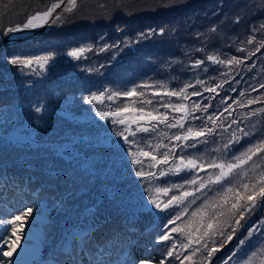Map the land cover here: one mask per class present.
<instances>
[{
  "label": "rangeland",
  "instance_id": "1",
  "mask_svg": "<svg viewBox=\"0 0 264 264\" xmlns=\"http://www.w3.org/2000/svg\"><path fill=\"white\" fill-rule=\"evenodd\" d=\"M87 1L89 0H76L82 8ZM238 1L195 2L186 12L174 17L176 20L168 23L167 30L158 28L155 25L157 19H151L141 26L139 24L135 27L137 29L130 32L127 31L129 26L119 32L125 21L120 24L119 15L116 16L115 12L109 14L100 4L90 3L92 8L86 6L89 13L78 11L71 15L68 10L70 5L66 2L63 10H60L49 24L46 23L48 26L42 31L49 27H60L64 23H73L76 19H87L86 14L94 15L101 11L103 14L88 18L95 23L108 22L110 34H97L95 31L93 39L87 36V39L83 40L86 35L76 36L64 44L52 39L50 43L38 48L0 51V82H9L14 94L13 99L8 98L7 102L0 105V146L16 144L27 148L24 153L16 156V159L13 155L10 159L14 160L13 164L20 166L24 165L23 162L27 163L30 172L39 175L34 178L29 174L31 177H25L20 188L15 187L14 191L7 192L6 196L0 193V219H11L13 215L19 214L20 210L33 208V216L25 221L20 244L11 257L3 255L9 250L4 241L8 236L14 241L15 236L11 234V226L7 230L0 226V264L7 261L12 264H81L79 259L88 256V251L93 250L97 242L93 240L82 253L76 247L74 238L90 228L86 225L73 230L70 226L77 224L75 220H80V213L74 214L76 204L81 203L83 199H91L93 202L92 194L98 197L97 201H106L103 202L104 205L110 204L113 210L122 211L121 218L126 225L128 244L122 241L113 256V259L121 260L122 264H139L141 260L147 261L148 264H161V261L164 264H181V261L183 264H225V261H228V264H248L253 253L257 254L253 264H264V207L260 206L264 205V200L259 196L256 210L250 216L245 214V220L241 221L242 227L222 248L220 244L224 237L220 236L213 237L215 245L211 239L205 237L200 244L193 243L187 249L180 246L188 243V232H191L195 239L204 231L201 224L207 222V216L202 219L199 213L196 216L192 213L201 208L206 200L219 203L216 197L223 191L220 185L196 190L201 180L207 182L210 175L214 178L219 172V169L208 168L207 163L211 160L218 163L229 160L250 144L264 140V112L260 111L264 109V88L260 87L264 84V51L261 47L264 42V29L260 27L264 24V0H243V4L246 1L255 4L251 7L249 3L248 9H244L243 17L238 15L243 11ZM57 2L59 0H0V4L4 6L0 8V39L3 38L5 29L22 25L29 16L46 11ZM127 2L122 4L124 9L133 10L139 6H125ZM151 2L159 4L160 0ZM207 7H210L209 12H206ZM215 8L217 14L213 10ZM201 9L204 11L203 19L197 21L191 30L187 29L186 27H190L187 23L192 22ZM157 10L147 8V13L155 15ZM81 13L85 15H80ZM228 13L233 18L231 24L223 22ZM44 25L45 23L41 26ZM182 26L186 30H182ZM22 33H7L6 40L25 35ZM157 37L165 39L155 43L149 42L150 38ZM253 37V42L248 43ZM146 42L147 45L160 44L161 47L148 50L144 47ZM78 49L83 51L79 52L77 57L68 54ZM209 55L224 61L235 56L242 63L221 64L209 61ZM42 56H51V59L44 62L43 67L35 62L36 58ZM15 57L31 59L34 62L30 66L13 65L10 61ZM110 61L112 64H109ZM196 61L203 63L197 66ZM23 74L35 76L23 78ZM34 85H37L41 93L39 96H34ZM59 85H67V88H57ZM188 85L192 87H186ZM76 87L78 88L75 89ZM182 88H186L187 99L164 95L165 92L179 91ZM205 88H215L216 91L208 92ZM132 89H136L139 95H119L113 96L112 100L108 99L113 93ZM193 91H198L201 95L193 96ZM156 92L160 95H156ZM93 95L100 99L92 100ZM149 100L152 101L151 104L147 103ZM249 100L256 102L249 104ZM165 103L173 106L185 105L188 111L199 117L193 119L189 116L186 121V127L191 126L194 130L203 127L208 116L218 117L215 126L207 123L208 128L214 127L213 133L195 141L177 142L170 137L183 132L182 129H169L165 124H157L153 131L150 123L141 122L139 126L132 124L129 130L125 131V125L112 123L113 119L118 118L110 115L109 119L105 120L97 114L112 113L117 108L127 106L143 107L145 111L155 110L157 113L167 112L169 121L173 117L180 118L184 115L173 108H163ZM195 104H199L201 108L204 105L210 106L207 111H202L194 109ZM37 107H40V112L35 110ZM225 108L228 109L227 112L224 111ZM138 127H148L149 132L138 131ZM117 131L123 132L129 137V141L134 143H125L122 136L116 135ZM131 131H136L134 137L129 134ZM243 132H249L251 135L244 136ZM164 133H167V136ZM233 135L240 137V142L226 152L223 146ZM184 144L196 146L183 147ZM157 145L161 147L157 148ZM174 145L181 146L173 148ZM138 148L152 152L157 159H160L165 151L172 150V155L169 156L167 165L157 164L150 157H138L142 163L133 165V157L128 153H135ZM22 156L25 157L19 159ZM179 156L196 158L197 164L203 163L205 168L176 172L172 169L179 165V159H175ZM62 162L73 165L74 169L61 172L63 174L58 176L48 174L55 172ZM253 163L264 167V152L253 156L244 166L251 176L256 175L252 171ZM140 170L146 174L144 178L135 175ZM161 171L166 175L161 176ZM147 173L154 175L148 176ZM82 175L86 179L79 180L77 176ZM194 177L197 179L196 185L185 182ZM229 180H232L233 184L236 183L232 177H229ZM110 181L112 184H109ZM38 183L44 187L38 189ZM28 185L31 188L24 194L25 186ZM157 188H168L169 191L167 194L157 193ZM185 191L194 195L163 211L157 209L148 199L150 195L153 196L161 202L163 208V204L173 195L180 196ZM241 191L244 192L243 189ZM72 192L75 194L70 198ZM193 199L195 203H191ZM232 202L234 200H230L227 207H230ZM243 203L244 201H241V204ZM185 207L188 211L181 219L165 228L167 221L182 212ZM142 210L150 213L152 224L156 222L152 229H147L152 225L148 221L141 225ZM225 211L227 212V208ZM208 212H211V209H208ZM235 218H239L238 215ZM225 219L226 216L220 218L221 226L227 235L236 226L234 219L224 223ZM87 220L86 216L81 222ZM172 227H177L178 231L171 233V239L160 241L159 237L169 232ZM181 228L184 229L183 232L179 231ZM197 228H200L199 233ZM254 228L256 231H249ZM135 237H139L138 242H135ZM140 239L149 240L153 246L152 252H145L144 256H147L144 259L135 258L130 252L133 247H143ZM240 240L245 243L239 244ZM205 243L209 247L220 248L210 259L206 258L207 252L202 247ZM173 244L176 245L174 255L168 257L167 252L172 250ZM196 248L200 251L193 255ZM156 256L158 261L154 260ZM185 256H190L191 259L184 260ZM229 256H232L231 260H228Z\"/></svg>",
  "mask_w": 264,
  "mask_h": 264
},
{
  "label": "snow or ice",
  "instance_id": "2",
  "mask_svg": "<svg viewBox=\"0 0 264 264\" xmlns=\"http://www.w3.org/2000/svg\"><path fill=\"white\" fill-rule=\"evenodd\" d=\"M64 0H59L57 3H53L50 7L47 8L46 11L43 12H36L35 14L29 16L25 23L21 25H17L16 27L8 28L7 32L13 33V32H19L25 29H32L36 27H40L43 23H47L49 17L52 16L55 9L59 8L61 6V3H63ZM67 4L70 5L69 11L72 10V7L75 6L76 0H66ZM239 19V18H237ZM261 29H264V24H262ZM253 38H250L248 40V43L253 42ZM261 47H264V42L261 43ZM240 51H243L242 49H239ZM83 51L82 49L74 50L72 52H69L68 54L73 57H77L79 52ZM259 51V48L257 49ZM254 54V53H253ZM51 59V56H42L36 58L37 63L40 64L41 67L44 66V62ZM209 61L218 62L221 64L227 63L232 64L235 62L236 64L242 63L241 60L237 59L235 56H233L230 60L224 61V60H218L216 57L209 55L207 57ZM34 61L31 59H21L19 57H15L11 59L10 63L13 65H20V66H30ZM203 61H196L197 66L202 64ZM197 83H202L201 81H197ZM186 87H192L191 85H188ZM222 87V85H221ZM261 88H264V84L260 86ZM205 91L208 92H215V88H205ZM156 95H160L159 92L155 93ZM123 95L125 97H134L136 95H139L137 93L136 89H132L131 91H126L123 93H113L112 95L108 96L109 100L113 99V96H119ZM164 95L167 96H176L181 97L182 99H187V93L186 88H182L179 91H168L165 92ZM193 96H199L201 95L198 91H193L191 93ZM243 95V93H241ZM101 96H103V93H101ZM92 100H98L100 97H97L93 95L91 97ZM255 100H249L248 103L252 104L255 103ZM147 103L151 104L152 101L149 100ZM210 105H204L203 108L199 104L194 105V109L196 110H202L207 111L208 107ZM163 108L169 109L173 108L174 111L182 112L184 113L183 116L180 118L173 117L171 121H169L167 112L164 113H157L155 110L153 111H145L143 107L139 108H129L127 106L123 108H117L114 112L108 113V112H98L97 114L100 115L105 120L109 119V116L116 117L118 119H113V124H122L125 125V131L129 130V127L132 124H136L139 126L141 122H148L152 125V130L155 131L157 124H165V126L169 129L171 128H179L182 129L183 132H178L177 134L170 137V139L175 140L177 142L180 141H189V140H197L204 138L206 135H210L214 131L213 128H208L207 123H211L213 126L216 125V121L218 119L214 118L213 116H208L207 121L205 122V125L203 127H200L198 129H193V127L188 126L186 127V121L188 120L189 116H192L193 119H199V117H196L193 115L192 112L188 111L187 107L182 104H177L173 106L172 104L165 103L162 105ZM37 112H40V107H37L35 109ZM225 112L228 111L227 108L224 109ZM261 112H264V109L260 110ZM126 113H131V115H125ZM235 123V121H233ZM138 131L148 133L149 128L148 127H138ZM131 136L136 135V131H131L129 133ZM117 136H122L125 143H134V141L130 142L129 137L124 135L123 132L117 131ZM165 136H167V133H164ZM244 136H249L251 133L249 132H243ZM240 137H237L233 135L232 139L226 143L223 148L224 151H229L231 147L234 144H238L240 142ZM163 147L167 148L168 145H162ZM181 146V145H174L173 148ZM183 147H195V144H184ZM157 148L161 147V145H157ZM264 152V140L258 141L257 144H250L247 146L243 151H241L238 155H233L231 159L229 160H223L221 162H217L216 160H211L207 163L208 168L213 169H219V172L215 175L213 178L212 175L208 177V181L205 182L203 180L200 181L197 191L200 189H204L209 187L210 185H220L223 188V191L218 193L216 199L219 201V203H213L212 201L206 200L204 205L201 208H198L195 212L192 213L193 216H196L198 213L201 215V218L203 219L205 216H207V222L202 223L201 227L204 229L203 233L196 236L195 239H193V235L191 232H188V243L187 244H181L180 246L182 248H189L193 243L200 244L202 240H204L205 237H208L212 240V244L215 245L216 241L213 239V237L220 236L224 237V239L221 241L220 248L223 247L224 243L231 241L233 237L236 235L237 230L242 227L241 221L245 220V214L247 213L249 216L256 210L257 208V196H259L262 200H264V167H261L255 163L252 165V171L256 173L255 176H251L248 171H245L244 166L248 164L249 161L252 160L253 156H256L258 153ZM130 156H132L131 163L133 165H140L142 163L141 159L138 157H150L152 161H155L157 164L167 165L169 163V156L172 155V150L165 151L162 153L161 158L157 159V156L152 154L150 151H143L141 149H137V152L133 153L129 151L128 153ZM175 159H179V165H176L174 167V171L180 172L182 170L191 171L197 168L204 169L205 164H197L196 158H186L184 156L176 157ZM175 159L173 160V163L175 164ZM153 167L155 165H152ZM136 176L144 178L145 173L140 170L135 173ZM148 176L154 175L153 173H147ZM160 175H166L165 172L161 171ZM229 177H232L233 180L236 181L235 184H233L232 180H229ZM247 181V182H245ZM187 184L196 185L197 179L194 177L191 180L185 181ZM227 184V186H225ZM174 187H180V185H174ZM241 189L244 190V192L241 191ZM149 191H151L149 189ZM169 191L168 188H157L156 192H163L167 194ZM247 193V194H245ZM194 193L185 191L180 196L173 195L167 202L163 204V208H161V202L154 198L153 196H149L148 199L151 201L153 205L157 209L166 210L169 209L174 204L182 203L187 197L193 196ZM234 200L230 204V207H227L229 205V201ZM241 201H244L243 204H241ZM191 203H195V200L193 199ZM261 207H264V205H260ZM227 208V212L225 209ZM208 209H211V212H208ZM93 216L95 215V208L88 210ZM188 211L187 207L183 209L182 212L177 213L174 218L169 219L167 223L165 224V228L168 227V225H174L176 221L181 219V216L184 215ZM238 215L239 218H235ZM33 216V208L32 207H26L19 211V214H15L11 217V219H0V226H3L6 230L11 226V234L12 236H15V240L13 241L11 236H8L7 239H5L4 243L8 247V251H5L3 253L4 256L11 257L12 254L16 251V247L20 244L21 236L23 235V229L25 226V221ZM226 219L223 221L224 223H228L229 221H232L234 218V224L236 227H233L231 231L225 235V232L223 230V227L221 226V217H225ZM98 231V228L95 226L83 231L78 237L74 238V242L76 244V247L80 249V251L83 253L87 249V245L92 243V241L95 239V233ZM178 231L177 227H172L169 232H166L162 234L159 239L160 241H167L171 239V233H176ZM179 231L183 232L184 229H179ZM197 233L200 232V228L196 229ZM250 232L256 231V229H250ZM5 235L7 236V231L5 232ZM118 233H113V237L111 239H115ZM245 243L244 240H240L239 244L243 245ZM176 245L173 244L172 250H169L167 252L168 257H172L174 255V249ZM202 247L207 252V257L210 259L213 255V253L220 250V248L212 246L209 247L207 243L203 244ZM67 251V249H65ZM118 251V246L116 244L109 245L108 241H105L104 244H100L97 242V246L91 250L88 251V256L92 257L90 260L87 261V264H122L121 260L113 259V256ZM200 251L199 248H196L193 251V255H195L196 252ZM256 253H253V256L249 258L248 264H253V261L255 260ZM177 259H179V256H177ZM190 256H185L184 260H190ZM232 256L228 257V260H231ZM5 264H12L11 261L5 262ZM139 264H148L147 261L141 260ZM161 264H164L163 261H161ZM181 264H183V261H181ZM225 264H228V261H225Z\"/></svg>",
  "mask_w": 264,
  "mask_h": 264
},
{
  "label": "trees",
  "instance_id": "3",
  "mask_svg": "<svg viewBox=\"0 0 264 264\" xmlns=\"http://www.w3.org/2000/svg\"><path fill=\"white\" fill-rule=\"evenodd\" d=\"M124 1H128L125 4V6H128V7H133L135 5H139V6H137V8L133 10L124 9L122 7V4ZM199 1H203V0H191V1L190 0L189 1L179 0L176 2H174L173 0H160L159 4L155 2H151V0H120V2H115V0L114 1L97 0L95 2H92L89 0L85 3V7L89 6L90 8H92V5L90 3L96 4V5L100 4L105 8V10L108 11L109 14L112 12H115V15L116 16L119 15V18L121 19L120 24H122V22L125 21V24L121 27L119 32H121L123 28L126 26H129L127 27V31L130 32V30L137 29L135 27L139 26V24L141 26L145 23V21L151 20V19H157V21L155 22V25L158 26V28H160L161 30H167L166 27L168 26V23L170 21L176 20V18L174 17H177L181 13L186 12L189 8L193 6V4H195V2H199ZM242 2L243 0L238 1V3L243 7V11L241 13H238V15L241 17L244 16L243 15L244 9H248V5L251 1L249 2L246 1L245 4H243ZM239 4H237V6ZM250 4H251V7L255 6L254 3H250ZM77 6L79 7L75 9ZM85 7L82 8L80 3L76 2L75 6L72 8L71 11H69V13L71 15H75V13L78 11L82 13H89V9ZM0 8H4V6L0 4ZM147 8H157L158 12L155 15H152L150 13H147ZM207 8L208 9L206 12H209L210 7H207ZM213 10L215 14H217L216 8ZM82 13L80 15H85ZM197 13L199 14L194 16V18L192 19V22L187 23L190 26V27H186L187 29L191 30L190 28H192V26H194L197 21H201L203 19L204 11L202 12V9H201ZM98 14H103V13L99 11V12H96L94 15L86 14L87 19H76L73 23H64L63 25L57 28L51 29V27H49L47 30L41 31L39 35H34L33 37L29 39L17 40V42H14V43H6L5 45L0 46V51L2 50L4 52L8 50L25 51V50H29V48H32V47L38 48L39 46L43 44L50 43L52 39H57L58 41H62L63 42L62 44H64L65 42L72 41L76 36L86 35L85 37H83V40L87 39L86 38L87 36L93 39L95 37L96 32L97 34L100 33L103 35L105 33L110 34L108 22L103 21V22L95 23L93 22V20L88 18V17L95 18V15H98ZM159 20H161V22ZM223 22L225 23L227 22L229 24L233 22V18L232 16H230V13H228L227 16L223 19ZM181 29L186 30L184 29V26H182ZM81 39L82 38H79V40ZM160 39L164 40L165 37H161ZM160 39H158V37L156 39L150 38L149 42L155 43V42H158V40ZM147 44L148 42H146V45ZM146 45L144 47H146L145 49H148V50L161 47L160 44L147 45V46ZM263 51H264V47H263ZM263 51L261 52V54L263 53ZM109 64H112V61H110ZM31 76H35V75L34 74H31V75L23 74L22 77L28 78ZM58 84H60V82L57 83V86ZM78 87H81V86L78 85ZM78 87H76L75 89H77ZM37 88H38L37 85H34L33 87L34 96H39L41 94ZM57 88H67V85H59V87ZM13 96L14 94L10 86V83L8 82L5 84H2L0 82V105L7 102L8 98L10 100L13 99L14 98ZM5 110H8V108H5ZM16 146H17L16 144L6 145V147L0 146V193L5 196L7 192L14 191L15 187L20 188L23 185L22 184L23 179L27 176H30L29 174H31L32 177L34 178L37 176L39 177L37 173L33 175L30 172V170L28 169L29 165L27 163L23 162L24 164L23 166H20L18 164H13L14 160L12 158L10 159L11 155H13L14 158L16 159V156L21 155L27 149L24 146H17V147ZM24 157L25 156L19 157V159H22ZM72 166L71 164L68 165L67 163L62 162L61 166L58 169H56L55 172L48 173V174L52 176H55V175L58 176L59 174H63L61 172H67L68 170L70 171L71 169H74ZM77 177L79 180L86 179L85 176L83 175L77 176ZM109 184H112L111 181ZM24 185L26 184L24 183ZM25 187H26V190L24 194L26 192H29L31 188L29 185ZM43 187L44 186H42L41 183H38V189H41ZM34 189L35 188H32V190ZM102 192H99V193H102ZM92 193L94 192L92 191ZM74 194L75 192H72L69 197L71 198V196ZM91 196L94 198L93 202H91L92 201L91 199H83L81 203L76 204V207H75L76 211L74 214L80 213V217H79L80 220H75L77 224H74L70 227H73V230H76L77 228L84 227L86 225H88L89 228H92L95 226L96 228H98V231H96L95 233V239H94L95 242L104 244L105 241H108L109 245L116 244L118 246L122 241H126V243L128 244L126 225L121 218L122 211L119 209L113 210L112 208L113 206L110 204L104 205L103 202L106 203V201H104L102 198H101L102 200L97 201L98 197L95 194H92ZM7 198H9V196ZM85 203H88V204H85ZM92 208L96 209L94 216L88 211L89 209H92ZM86 216L88 217V220L82 223L81 221ZM141 217L143 219L141 225L145 221H148L149 224H152V216H150V213H146L145 210H142ZM154 224H156V222H154L151 226L149 225L150 227H148L147 229H152ZM113 233H118L115 239H111L113 237ZM134 240L135 242H138L139 237H135ZM140 240L142 241L143 247H139V248L133 247L131 248L130 252L131 254H133L135 258L144 259L147 256V255L144 256L145 252L146 253L152 252L151 250L153 249V246L150 244L149 240H145V239L143 240L140 239ZM117 241H118V244H117ZM132 242L133 241H131V243ZM145 247H146V250L144 251ZM91 258L92 257L90 256H86L85 258H80L79 260L81 264H87V261L90 260ZM154 260L158 261L159 258L156 256Z\"/></svg>",
  "mask_w": 264,
  "mask_h": 264
},
{
  "label": "water",
  "instance_id": "4",
  "mask_svg": "<svg viewBox=\"0 0 264 264\" xmlns=\"http://www.w3.org/2000/svg\"><path fill=\"white\" fill-rule=\"evenodd\" d=\"M65 3H66V0H64L63 3H61V6L59 8H57V11L59 10H63V8L65 7ZM68 6V5H67ZM66 6V7H67ZM49 24V23H48ZM48 24H45L44 26H41L39 29H37L36 33H39L40 31H42L43 29H45ZM22 26V25H21ZM9 28H12V27H9ZM8 29V28H7ZM7 29H5L4 33H3V38L0 39V46L2 45H5L6 43H14V42H17V40H25V39H29L31 37H33L34 35H32L31 33L30 34H25V35H22V36H18L17 38L15 39H10V40H6L7 36L6 34L9 33L7 32ZM26 30H22V31H19V32H25ZM14 33H17V32H14ZM36 35V34H35Z\"/></svg>",
  "mask_w": 264,
  "mask_h": 264
},
{
  "label": "bare ground",
  "instance_id": "5",
  "mask_svg": "<svg viewBox=\"0 0 264 264\" xmlns=\"http://www.w3.org/2000/svg\"><path fill=\"white\" fill-rule=\"evenodd\" d=\"M59 12V10L57 11V9H55V11L53 12L52 16L49 17L48 19V22L49 23L52 18ZM46 24V23H45ZM37 29H39V27H36V28H32V29H25L27 32H23L22 34H30V33H33L34 31H36Z\"/></svg>",
  "mask_w": 264,
  "mask_h": 264
}]
</instances>
